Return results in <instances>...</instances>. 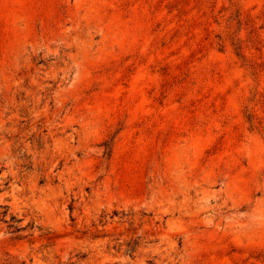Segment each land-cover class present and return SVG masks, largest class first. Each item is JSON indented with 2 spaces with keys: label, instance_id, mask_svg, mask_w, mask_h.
I'll return each instance as SVG.
<instances>
[{
  "label": "rangeland",
  "instance_id": "374dc122",
  "mask_svg": "<svg viewBox=\"0 0 264 264\" xmlns=\"http://www.w3.org/2000/svg\"><path fill=\"white\" fill-rule=\"evenodd\" d=\"M0 264H264V0H0Z\"/></svg>",
  "mask_w": 264,
  "mask_h": 264
}]
</instances>
